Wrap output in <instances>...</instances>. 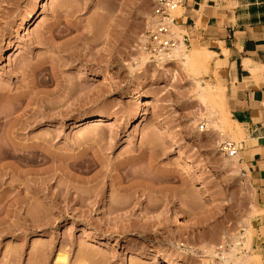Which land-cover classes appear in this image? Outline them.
Wrapping results in <instances>:
<instances>
[{
    "label": "rangeland",
    "instance_id": "374dc122",
    "mask_svg": "<svg viewBox=\"0 0 264 264\" xmlns=\"http://www.w3.org/2000/svg\"><path fill=\"white\" fill-rule=\"evenodd\" d=\"M157 1L0 0V264H226L233 247L264 264L251 174L221 150L245 137L195 96L222 106V63L174 24L210 66L141 65Z\"/></svg>",
    "mask_w": 264,
    "mask_h": 264
},
{
    "label": "crops",
    "instance_id": "0c3cea01",
    "mask_svg": "<svg viewBox=\"0 0 264 264\" xmlns=\"http://www.w3.org/2000/svg\"><path fill=\"white\" fill-rule=\"evenodd\" d=\"M176 26L191 46L207 48L222 63L227 107L245 137L240 160L264 209V0H186ZM257 234L264 250V214Z\"/></svg>",
    "mask_w": 264,
    "mask_h": 264
},
{
    "label": "bare ground",
    "instance_id": "6f19581e",
    "mask_svg": "<svg viewBox=\"0 0 264 264\" xmlns=\"http://www.w3.org/2000/svg\"><path fill=\"white\" fill-rule=\"evenodd\" d=\"M42 1L45 2L46 0H42ZM180 10H182V8H178L177 10H175L176 11L175 14H178V12L180 13ZM39 18H40V16L38 15V12H37L32 19L33 24L36 23ZM175 28H178V27H175ZM175 35L177 36V34H175ZM11 53H12V51L8 52V54H10V56H12ZM209 54L210 53L207 49H203V50H199V51L198 50L186 51L185 44L183 42H181L178 44L177 47L173 48L171 50V52L167 55H157V56L153 57L144 49V51H142L140 54V59H141V65H142L147 60H150L149 57L151 59H157L156 61H158V62H164L169 57L179 58L183 64V66L186 68V70L191 72L200 63L201 64L204 63L205 65L210 66V64H209L210 62L208 63V57L214 56V55L210 54V56H209ZM10 56L8 58H10ZM214 95L215 94L213 93V89L209 85L204 86L201 83H199L198 81H196L195 96H197L199 98V100L205 105L206 112L208 113V121L211 123V125L218 127L223 133V134H220L222 136L225 134H228L227 136H230V133L233 132L232 126L234 125V127H236L235 129H238V131L236 130L238 133L237 132L236 133L240 137L243 136V131H242L240 125L237 122H235V120H233L231 117V113L229 112L228 107H227L226 99L223 98V101L221 103L222 106L220 105L221 107L218 109V107H217L218 105L216 106V100H215ZM219 98H218V100H219ZM218 102H220V101H218ZM151 104H152V101H150V99H148L147 102L144 104V107L151 106ZM220 109H222V111H223L222 113L219 112ZM221 115H223V116H221ZM155 117H156L155 120H157V122H158L157 124H160V126L164 130L170 132V135H176L177 134V130L173 126H171L169 123L163 121L159 116L156 115ZM216 117H219V119L217 120ZM221 117H222V119H221ZM94 120H96V121H93V119H92V122H101L103 119H102V117H95ZM87 121L90 122L91 119L87 118V119H85V121H82V123L84 124V122H87ZM75 126L77 127L78 125L76 124ZM38 147H40V146H38ZM178 147L181 151L185 150V147H182L181 145H178ZM232 156L234 157V161L238 162V160L240 158V153L238 152ZM183 162L184 163H192L190 157H188L186 155L183 156ZM227 162H226V164H227ZM255 213L258 214V216L260 217V215L264 214V209L259 208V209H257V211ZM255 213L253 211L252 214H255ZM253 219H254V221L256 220L255 217ZM246 239H244L245 243L248 247H250V245L252 244L251 239L250 238H246ZM244 240H243V242H244ZM253 251L255 252L254 254H243L240 252V250L238 248L233 247L229 251L221 252L219 254V256H220L221 260L224 261L226 264H252L251 262L254 258L260 257V255L257 254L255 250H253ZM158 256L160 258H162L166 264H174L173 259L170 256L165 255L163 253H158ZM64 260H66V256L63 253H59L55 258L56 264H59Z\"/></svg>",
    "mask_w": 264,
    "mask_h": 264
},
{
    "label": "built area",
    "instance_id": "2783aa9c",
    "mask_svg": "<svg viewBox=\"0 0 264 264\" xmlns=\"http://www.w3.org/2000/svg\"><path fill=\"white\" fill-rule=\"evenodd\" d=\"M186 0H158L154 7L153 26L144 43V49L151 56L167 55L175 48L180 40L174 38L173 26L177 18L172 13L183 8ZM184 42L188 43L184 35ZM264 128V126H263ZM221 150L225 154H236L241 150V144L233 141L223 142Z\"/></svg>",
    "mask_w": 264,
    "mask_h": 264
}]
</instances>
